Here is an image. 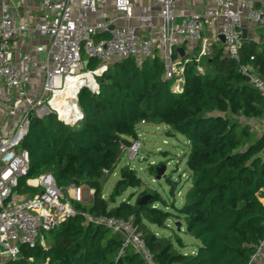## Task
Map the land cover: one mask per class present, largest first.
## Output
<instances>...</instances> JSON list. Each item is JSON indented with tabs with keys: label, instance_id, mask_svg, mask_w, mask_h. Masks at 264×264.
<instances>
[{
	"label": "trees",
	"instance_id": "trees-1",
	"mask_svg": "<svg viewBox=\"0 0 264 264\" xmlns=\"http://www.w3.org/2000/svg\"><path fill=\"white\" fill-rule=\"evenodd\" d=\"M256 30L261 31V41L244 40L239 61L224 55L217 42L204 58L208 71L199 73L194 61L187 63L180 92L173 91V80L164 78L156 55L140 65L132 57L115 61L97 78L98 93L79 91L82 120L68 125L53 114L31 120L23 141L29 175L50 172L59 186L84 179L93 189L88 212L132 218L158 264H246L254 245L264 238V204L258 197L264 189V133L250 140L251 130L242 121L264 117V96L239 71L240 62L249 63L264 76V27ZM141 121L164 124L167 134L186 139L190 187L181 207L172 206L183 222L182 232L196 243L192 254L182 251L186 244L179 232L158 237L149 228H167L163 210L151 204L116 203L125 189L139 184L129 166L120 168L108 198L101 197L104 170L117 168L121 144L128 147L126 138H137ZM169 192L173 194L172 186ZM43 237L46 245L23 247L19 258L4 264H145L132 247L121 251V234L80 214Z\"/></svg>",
	"mask_w": 264,
	"mask_h": 264
},
{
	"label": "built area",
	"instance_id": "built-area-1",
	"mask_svg": "<svg viewBox=\"0 0 264 264\" xmlns=\"http://www.w3.org/2000/svg\"><path fill=\"white\" fill-rule=\"evenodd\" d=\"M144 1L40 0L37 19L19 22L21 0H0V264L19 258L23 247H34L44 232L76 214L121 234V251L130 246L145 264H158L132 219L85 214L76 207L83 197L81 186L72 185L65 196L54 175L44 172L26 179L21 188L38 192L17 191L30 170L23 141L31 120L49 114L68 125L82 120L79 91L98 93L97 78L115 61L132 57L140 65L156 55L164 78L173 80V91L180 92L185 65L209 57L219 35L224 37V55L239 61L241 29L246 28L249 37L251 27H264V0H211L209 8L190 14L176 10L178 0ZM32 33L46 42L33 52L19 50L15 40ZM239 71L264 96V76L249 63L240 62ZM75 82L77 87L67 88ZM138 146L120 147L132 160ZM246 264H264V238L254 245Z\"/></svg>",
	"mask_w": 264,
	"mask_h": 264
},
{
	"label": "rangeland",
	"instance_id": "rangeland-1",
	"mask_svg": "<svg viewBox=\"0 0 264 264\" xmlns=\"http://www.w3.org/2000/svg\"><path fill=\"white\" fill-rule=\"evenodd\" d=\"M249 37H252L259 42L262 39L261 31H257L255 27H251L249 29ZM194 62L196 63V70L198 72L201 71V73H203L208 71L209 67L204 59L199 62ZM256 70L258 71L257 68ZM242 121L246 122L251 130L250 140L257 138L264 133V117L260 120L250 118L247 120L243 119ZM7 122L11 123L12 119L7 118ZM166 130L167 127L161 123L154 122L146 124V122L142 121L139 123L137 138H126L130 143V145H128L129 147L136 142L139 143L137 155L134 159L130 160L128 151L125 149L117 168L111 173L109 171H107V173L104 172L101 183V197L105 199L108 198L109 193L120 178V168L123 165H127L134 170L135 176L139 177V184L136 187H128L125 189L124 192L116 197V203L120 200L137 203L138 199L147 196L148 199L145 204H151L152 207L157 208L159 211L163 210L164 212L163 216L166 219L165 224L167 225V228L161 227V234L168 237L172 235L173 232H179L183 238H186V233L182 232V229H184L183 222L180 219H177L174 215L177 211L172 205L173 203L175 206L183 204L186 200V192L190 187V181L188 180L189 172L186 166L188 146L186 139L183 136L179 134H167ZM161 165L165 166L164 175L160 179H155L156 173L151 175V170L156 171L155 168ZM36 176L37 175L30 174L21 178L20 189L17 190L18 193L24 194L30 192V194H34L38 192V190L21 189L25 186L26 179ZM72 185L81 186V188L82 185L88 186L84 179H80L79 182L61 183V186L65 190V196H67V192ZM170 186L173 187V194L169 192ZM154 196L158 199L156 201H151ZM258 197L264 204V189L258 194ZM83 201L84 195L81 203H79L80 205L78 209L85 214H89L88 209L90 204L84 205ZM81 207L84 209H81ZM159 211H154L153 213L156 214ZM177 222L180 224L179 231L176 226ZM40 244H47L43 235L40 239Z\"/></svg>",
	"mask_w": 264,
	"mask_h": 264
},
{
	"label": "crops",
	"instance_id": "crops-1",
	"mask_svg": "<svg viewBox=\"0 0 264 264\" xmlns=\"http://www.w3.org/2000/svg\"><path fill=\"white\" fill-rule=\"evenodd\" d=\"M139 4H144V0H137ZM40 0H21V10L19 13V22H33L40 15ZM264 6V1L260 2ZM176 10H184L187 14L195 12H203L211 6V0H178L176 3ZM156 8H154V11ZM136 11V10H135ZM136 23V20L134 21ZM255 40V39H254ZM46 42V38L40 37L37 33H32L29 35L19 36L15 40V45L19 50H25L33 52V50L41 44ZM149 124V123H146ZM84 201L83 204H90L93 194L89 193V187L82 185ZM182 205V204H181ZM176 206V208L181 207ZM149 228L155 233L158 237H165L161 234L160 228L154 224H148ZM186 238H183L186 244V247L182 249L184 254L194 253L195 252V242L189 234L186 233Z\"/></svg>",
	"mask_w": 264,
	"mask_h": 264
},
{
	"label": "water",
	"instance_id": "water-1",
	"mask_svg": "<svg viewBox=\"0 0 264 264\" xmlns=\"http://www.w3.org/2000/svg\"><path fill=\"white\" fill-rule=\"evenodd\" d=\"M241 36H242V38L244 40H246V39L249 38L248 35H247V29L246 28H242L241 29ZM219 40H220L221 43L224 42L223 35H219ZM176 51L178 52V54L180 56H184V50H183L182 47H177L176 48ZM83 63L86 66L88 64V61L85 60ZM164 172H165V166L164 165H161L159 167H156L155 179H160L164 175ZM147 199H148V197L147 196H144V197L138 199L137 204H140V205L145 204L147 202ZM179 225H180L179 222H177L176 223V226H177V230L178 231L180 230V226Z\"/></svg>",
	"mask_w": 264,
	"mask_h": 264
},
{
	"label": "bare ground",
	"instance_id": "bare-ground-1",
	"mask_svg": "<svg viewBox=\"0 0 264 264\" xmlns=\"http://www.w3.org/2000/svg\"><path fill=\"white\" fill-rule=\"evenodd\" d=\"M79 83L75 82L74 85H68L67 88H70V87H77ZM61 101H65L64 98L61 99ZM74 106V105H73Z\"/></svg>",
	"mask_w": 264,
	"mask_h": 264
}]
</instances>
